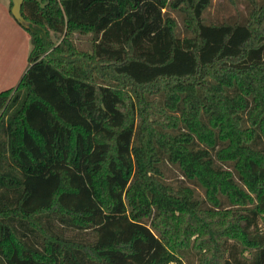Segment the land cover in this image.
<instances>
[{
	"label": "trees",
	"instance_id": "obj_1",
	"mask_svg": "<svg viewBox=\"0 0 264 264\" xmlns=\"http://www.w3.org/2000/svg\"><path fill=\"white\" fill-rule=\"evenodd\" d=\"M41 1L0 90V264H264V0Z\"/></svg>",
	"mask_w": 264,
	"mask_h": 264
},
{
	"label": "rangeland",
	"instance_id": "obj_2",
	"mask_svg": "<svg viewBox=\"0 0 264 264\" xmlns=\"http://www.w3.org/2000/svg\"><path fill=\"white\" fill-rule=\"evenodd\" d=\"M247 10V0H212L211 4L205 10L204 15L207 21H221L223 19H239L242 21L246 16ZM169 13L177 19L179 23L180 35L184 34L180 14L175 10H169ZM16 22L21 25L17 20ZM7 25L10 26L9 24ZM13 35L14 39L10 38V40L13 41L0 39V85H3V88L15 86L20 76L28 66V52L30 49L29 37H27L28 43L26 44V41H24V33L18 32V34ZM50 36L54 42H58L62 35L51 30ZM90 36V33L73 32L71 35V40L77 47L87 50L89 49L90 45ZM28 44L29 48L27 46ZM166 176V180L169 182H176L177 178H182L181 174L176 169L167 170ZM196 190H199V188L196 187ZM231 206L236 205H229L227 207ZM260 226L263 230L264 224L261 220ZM64 233L67 236H73V234H77L80 235V237H87L88 239L92 238L93 235L90 230L83 231L75 230L74 228H66L64 229ZM236 254L243 264H252V247L245 246L244 248L241 246V244H239V249L236 251ZM183 260L185 264H197V254L192 248H190L189 250L184 251Z\"/></svg>",
	"mask_w": 264,
	"mask_h": 264
},
{
	"label": "crops",
	"instance_id": "obj_3",
	"mask_svg": "<svg viewBox=\"0 0 264 264\" xmlns=\"http://www.w3.org/2000/svg\"><path fill=\"white\" fill-rule=\"evenodd\" d=\"M9 4H10V0H0V39H4V40L7 39L9 41H13V40H10V38L14 39L13 34H18V32H21V33H24V41H26V44H27L28 43L27 37H29V34L27 33V31L24 29L23 26L19 25L16 22L15 17L12 15L10 11ZM7 24H9L10 26H8ZM29 41H30V38H29ZM29 43L31 47V42ZM27 46L29 48V44ZM2 86L3 85H0V90L7 88V87L3 88Z\"/></svg>",
	"mask_w": 264,
	"mask_h": 264
},
{
	"label": "water",
	"instance_id": "obj_4",
	"mask_svg": "<svg viewBox=\"0 0 264 264\" xmlns=\"http://www.w3.org/2000/svg\"><path fill=\"white\" fill-rule=\"evenodd\" d=\"M37 1L40 2L41 6L44 5V2H42L41 0H37ZM11 2H12V4L10 6V11H11L12 15L15 18L22 19L20 7H21L23 0H11Z\"/></svg>",
	"mask_w": 264,
	"mask_h": 264
}]
</instances>
